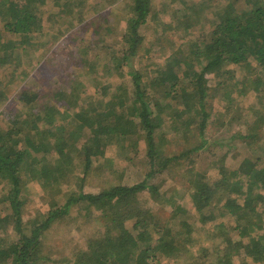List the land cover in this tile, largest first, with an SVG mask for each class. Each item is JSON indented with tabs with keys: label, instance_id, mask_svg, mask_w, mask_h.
Masks as SVG:
<instances>
[{
	"label": "trees",
	"instance_id": "16d2710c",
	"mask_svg": "<svg viewBox=\"0 0 264 264\" xmlns=\"http://www.w3.org/2000/svg\"><path fill=\"white\" fill-rule=\"evenodd\" d=\"M88 1L0 0V71L13 68L4 73L5 78L0 75V102L7 99V88L16 78L25 80L31 74L24 68L21 75H16L17 67L25 62L30 65L38 57L37 51L48 44L45 51L50 47L54 50L34 66L37 72H52L40 78L47 80V88L27 79L13 92L10 102L14 106L0 111V178L9 186L0 203L6 202L10 211L0 214V231L12 225L19 233L14 242L0 238V264H39L44 258L41 250L45 233L74 205L88 222L95 219L104 230L90 239L89 247L80 250L72 263L65 264H235L240 257L237 254L243 256L239 264H250L249 258L264 264L261 158L256 162L246 158L233 170L224 160L217 161L213 167L219 170V176L215 179L195 169V152L211 144L206 129L211 122L212 101L229 98L238 89L227 81V75L230 80L236 76L228 66H239L247 78L249 74L264 97V0H221L224 5L212 12L210 30H202L195 40L189 38L191 34L183 36L179 48L169 55L165 43L174 49L173 39L166 35L163 43L162 37L149 41L142 33L153 0L127 1L122 16L126 23L117 43L107 42V34L112 31V23H108L115 22L107 14L112 15L113 9L100 8L102 1L94 0L91 5L97 9L87 21ZM239 1L243 2L240 6ZM180 3L184 7L173 13L174 20L186 28L192 26L184 19L199 14L205 4L214 6L213 0ZM47 4L57 9L46 17L43 6ZM54 23L59 26L54 28ZM86 37L92 39L90 43ZM81 38L84 44L79 43ZM147 41L149 46H145ZM101 42L106 45L100 47ZM100 50L103 56L109 55L101 66ZM63 51L68 52L65 62L61 61L67 63V70L73 64L77 66L66 72L65 79L54 76L59 72L55 65H60L56 57ZM85 69L94 74L95 93L80 79ZM230 102L233 104V100ZM257 113V119L248 125L252 128L246 133L240 129L235 135L256 138L255 131L264 125V110ZM112 118L115 124L106 123ZM240 118L234 114L231 119ZM179 125L195 127L198 133L190 135L198 140L188 148L166 154L173 133L188 141L189 128L182 132ZM134 136L144 138L147 144L149 169L145 178L135 184L117 183L98 193L85 192L82 185L93 167L97 168L95 161L108 157L106 149L110 145L127 141L125 147L131 143L132 152L138 153L140 142L131 140ZM126 155L127 159L131 157ZM175 165L191 174L190 194L197 212L191 214L177 200L164 197L159 205H172V212L167 210L156 217L144 206L149 199L161 200L157 176ZM23 174L33 176L32 180L38 177L49 191L44 195L50 202L48 208H42L38 213L41 218L30 226L23 220L21 197L27 181ZM60 180L80 190L67 193L65 204L58 200L63 190L54 187L55 182L61 184ZM226 226L236 229L248 242L227 237L231 230L224 229ZM222 237L223 241L219 239ZM203 242L213 246L207 244L211 248H206ZM52 264L64 262L52 258Z\"/></svg>",
	"mask_w": 264,
	"mask_h": 264
},
{
	"label": "rangeland",
	"instance_id": "374dc122",
	"mask_svg": "<svg viewBox=\"0 0 264 264\" xmlns=\"http://www.w3.org/2000/svg\"><path fill=\"white\" fill-rule=\"evenodd\" d=\"M101 1L102 5L100 8H105L107 11L113 9L112 15L107 14V17L109 19H112L113 17L115 18V22L113 20L112 22L108 23H112V31L107 34V42L117 43L120 40V36L122 34V27L126 23L123 22L122 16H124L125 14L127 1L130 0H124L122 4V0H117V2H112L114 0ZM187 1L194 2V0ZM196 1L198 2V0ZM93 2L94 0H89L86 7L87 10L85 11V18L87 19V21L89 20L90 16L94 14V9H97L96 6L91 5L93 4ZM213 3L214 6L205 4L201 8L199 14L196 13L189 16L187 19H184L191 23L192 26L190 28H186L183 25L178 26V21L174 20L173 13L177 9L184 7V5L180 3V0H153L152 12L149 16L148 22L142 27V33L145 34L149 41L151 40V38H155L156 41L158 37H162L163 43L164 37L166 35L168 36V38L173 39L176 43V47L174 46V49L168 42L165 43L167 45V49L165 52L167 55H169L179 48V43L181 42V38L183 36L186 37L188 34H191L189 38L195 40L198 36H200V32L202 30H207V32L210 30V27L212 25V22L210 20H212V18L214 17L212 12L218 11V9L224 5L221 0H213ZM242 4V1L238 2L239 6ZM43 9L45 12L44 15L47 17L50 15L49 11H55L57 8H54L51 5L47 4L43 6ZM48 25V22H46L45 26ZM58 26L59 25L57 23H54L53 25L54 28ZM86 39V41L89 43L90 40H92L91 38L88 39V37H86ZM40 40L42 39L40 38ZM149 41L145 42V46L150 45ZM79 43L84 44L85 41H83L81 38L79 39ZM49 45L50 44H48V46ZM105 45L106 44L104 42L99 43L100 47ZM48 46L42 47V51H37L38 57L34 58L33 62L30 65L25 62L27 60V57L25 56L23 58L25 63H22L20 67H17V71L14 73L16 75H21L20 72L24 68H26L31 73L27 78L30 79V82L35 81L36 83L41 85L42 88H47V80L40 81V78H43L42 76L51 75L50 73L52 72L48 69H46V74H44V72H37V70H34V66H37L38 61L41 60L40 57L54 51L53 47H50V51L46 52L47 50L45 51V49ZM67 53L63 51L58 57H56V59L60 63V65H55V67L59 70V72L54 74L56 78L65 79L67 77L66 72L69 71V73H71L72 69H75L77 67L73 64L71 68L67 70V63H61V61H64V57ZM99 53H101L102 57L103 54L101 50ZM156 55L160 56L158 52H156ZM108 57L109 55L105 54L103 56V59L99 62V65L101 66L104 60ZM72 59L76 60V58L73 56ZM228 68L233 70V75L236 76L234 80H230L229 75H227V81H231V85L233 87L235 85H238V89L232 92L229 98L223 99L222 97H219L212 101V107H210V110L212 112V117H210L211 122L206 129V136L211 144L208 145L207 149L202 150L201 152H195V169L199 172H204L206 176L208 174V178L211 179H215L219 176V170L216 167H213V165L220 160H224L227 168L231 170L238 169L243 160L246 158H250L253 162H256V160H258V157H260L261 159L259 161L263 162L264 166V125H261L255 131L256 138L247 139L235 135L240 129H244L246 133L248 128H252L248 125L254 119H257L258 111L264 110V97L260 96L259 90L256 89V83L253 81L251 76L248 74L249 78H247V75L241 72L242 68H240L239 66H228ZM12 69V67H8L1 70L0 75L2 76V78H5L4 73L8 71L11 72ZM86 70L87 69L83 70L84 73L83 75H80V79L85 84V86L91 90V92L95 93L97 88H95V86L93 85L94 74L86 73ZM214 79V81H216L215 76ZM16 80L17 85L15 84ZM25 80L21 77H18L15 79L13 84L8 86V97L7 99L5 98L0 102V111L5 107L14 106L15 103L10 102V100L14 96L13 92L17 86L25 85ZM224 92L225 91H222L221 93ZM107 99L108 97L104 99V102ZM231 100H233V104H231ZM71 110L74 111L75 109L71 108ZM234 114H236L237 117H241L240 120H232L231 118ZM167 118H169L168 115ZM115 121L116 119L112 118L106 123H110L113 125L115 124ZM166 124L168 125L169 123ZM179 128L182 130V132L186 131L189 128L187 130L189 131V142L187 141L186 143V141L183 140L177 132L173 133V137H171L167 141L169 143L166 145V154H170L171 152H175L178 150H183L185 148H188L189 144H195L197 142L198 138L196 136H193L191 139L190 135L198 133V130L195 127H188L186 125L184 127V125H179ZM131 140H138L140 142L139 147L137 148L138 153L135 154L134 152H132L131 143L130 145L126 146V150L125 145L128 144L127 141L119 145H110L106 149L108 157L104 160L95 161L94 166L97 168L93 167L91 174L87 178V182L82 185V188L85 192L98 193L102 189L109 188L117 183L135 184L145 178V174L149 169V167L146 165L145 160L147 144L145 142V139L141 137L136 138L134 136V139ZM126 154H129L132 159L131 157L127 159L128 156ZM108 159H110V163L108 162ZM190 175L191 174H188L186 170H183L176 165L171 169L166 170L164 174L160 173V175L157 176L156 182L159 184V189L162 194L161 200L155 201L149 199L148 205L144 207L149 209L151 208V212L155 215L157 214L156 217H158V213L165 214L167 210H171L170 212H172V205L162 206L161 204L162 208L159 205V203L164 202V197H166L177 200L187 210H189L191 214H196L197 210L193 205V200L190 194L191 188L188 181ZM30 178H33V176H25L23 174V180H27L21 197V200L23 202V220L26 226H30V222L39 220L41 217H38V213L42 208L47 209V203H50L49 200L47 201L46 197L44 196L46 195V191L48 189L47 186L43 188L38 177H34L35 180H32ZM57 182L54 183V187L56 189L63 190L62 196L58 198V200H60L59 204H65V202L68 200H66L65 198L67 193L70 195L73 192L80 191L78 190L79 188L77 186H69L68 182L60 180V185L57 184ZM8 187V184H5V182L0 178V198L7 191ZM47 192L49 193V191ZM6 206V202L2 204L0 203L1 215L10 213ZM228 223L234 224L235 222L229 221ZM224 229L231 230V234L227 235V237H231L232 239L239 242L240 240H242V242H248V238L240 237L238 231L233 227L226 226L224 227ZM103 230V227L100 226L95 219H91V221L88 222L83 212L79 210V207L74 205L67 216H64L63 219L55 222L52 227L45 233L41 250L44 258L39 259L38 263L52 264V258L64 262V264L65 262L72 263L75 259V256L80 250H85L89 247L90 239L92 237L98 236L101 232H103ZM113 234L115 235L116 231H113ZM0 238L5 242H14L19 239V233L17 229H15V227H13L12 225L9 227L7 226V230L0 231ZM219 239L223 241L224 237ZM207 244L209 246H213L212 243L203 242L204 247L211 248ZM197 248L200 252V247L197 246L195 249ZM237 255L243 257L241 254ZM240 257H237L235 264H239ZM49 258H51V260L47 261ZM186 258L187 257H185V259ZM249 262L250 264H257V262L252 261L251 258H249ZM162 263L165 264L164 261ZM167 264H189V262L186 261L185 263H182V261H178L176 263L175 261H173L168 262Z\"/></svg>",
	"mask_w": 264,
	"mask_h": 264
}]
</instances>
